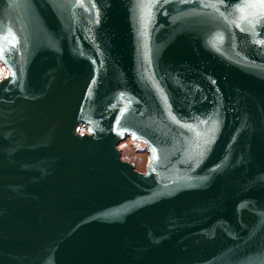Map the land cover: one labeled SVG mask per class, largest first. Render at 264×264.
Listing matches in <instances>:
<instances>
[{
	"label": "water",
	"instance_id": "obj_1",
	"mask_svg": "<svg viewBox=\"0 0 264 264\" xmlns=\"http://www.w3.org/2000/svg\"><path fill=\"white\" fill-rule=\"evenodd\" d=\"M0 62V264H264L262 0H0Z\"/></svg>",
	"mask_w": 264,
	"mask_h": 264
},
{
	"label": "rangeland",
	"instance_id": "obj_2",
	"mask_svg": "<svg viewBox=\"0 0 264 264\" xmlns=\"http://www.w3.org/2000/svg\"><path fill=\"white\" fill-rule=\"evenodd\" d=\"M119 148L124 159L133 162L139 171H146L148 152L143 149L142 143H134L130 139H125L119 144Z\"/></svg>",
	"mask_w": 264,
	"mask_h": 264
},
{
	"label": "built area",
	"instance_id": "obj_3",
	"mask_svg": "<svg viewBox=\"0 0 264 264\" xmlns=\"http://www.w3.org/2000/svg\"><path fill=\"white\" fill-rule=\"evenodd\" d=\"M6 76H5V65L3 64V63H1L0 62V80L1 79H3V78H5ZM85 129L83 128V127H81V128H79V131L80 132H83ZM130 141L131 142H136V143H142L143 144V149L144 150H147V147H146V144H145V142H143V141H140V140H138V141H135V140H132V139H130Z\"/></svg>",
	"mask_w": 264,
	"mask_h": 264
},
{
	"label": "snow or ice",
	"instance_id": "obj_4",
	"mask_svg": "<svg viewBox=\"0 0 264 264\" xmlns=\"http://www.w3.org/2000/svg\"><path fill=\"white\" fill-rule=\"evenodd\" d=\"M262 3H264V0H262Z\"/></svg>",
	"mask_w": 264,
	"mask_h": 264
}]
</instances>
